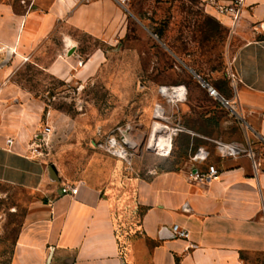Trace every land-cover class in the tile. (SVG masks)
I'll return each instance as SVG.
<instances>
[{"label":"crops","instance_id":"0c3cea01","mask_svg":"<svg viewBox=\"0 0 264 264\" xmlns=\"http://www.w3.org/2000/svg\"><path fill=\"white\" fill-rule=\"evenodd\" d=\"M0 1V68H9L1 61L9 54L16 61L46 57L42 47L58 37L60 48L49 55L47 64H37L59 76L72 72L70 65L76 58L82 61L78 40L62 26L113 44L128 32L125 12L138 15L136 9L117 0ZM10 1L30 6L19 12ZM183 1L203 5L208 14L234 32L247 27V38L230 63L235 75L233 99L245 123L264 141V0ZM215 1L238 2V15L218 14ZM103 59L104 52L95 50L82 61L79 75L96 69ZM7 80L4 83L8 84ZM6 90H1L3 99L24 95L16 89L13 93ZM193 102L173 104L182 110L190 108L188 112L193 114L196 108L201 109ZM158 107L164 109L165 117L170 116L160 103L146 109L139 124H129L135 149L144 144L152 120L154 127ZM176 125L183 130L174 135L172 167L159 164L144 170L143 175L126 174V169L136 170L138 163L134 164L133 158L132 167H128L116 157L107 181H78L22 149L20 140L30 131L22 130L19 122L7 124L0 131V196L7 195L3 187L29 194L19 203L28 208V218L9 264H264V163L253 145L232 142L244 151L223 156L216 140ZM8 138L13 139L12 145L7 144ZM198 149L209 151L206 162L193 159ZM184 151L190 153L188 158L180 156ZM210 164L219 170L216 177L207 181L192 175L207 172ZM65 185L79 187L78 194L63 193ZM126 222L128 232L122 234L120 228L125 229L121 225ZM133 222H138L137 226H131ZM174 224L189 231V238L175 236Z\"/></svg>","mask_w":264,"mask_h":264},{"label":"rangeland","instance_id":"374dc122","mask_svg":"<svg viewBox=\"0 0 264 264\" xmlns=\"http://www.w3.org/2000/svg\"><path fill=\"white\" fill-rule=\"evenodd\" d=\"M10 2L19 12L30 6ZM129 6L138 15L125 12L128 21L124 27L128 32L113 44L62 26V30L70 31L78 40L80 60H87L97 49L104 52L101 64L82 77L78 73L83 63L78 61L79 57L70 65L72 72L67 76L54 75L38 66V62L47 64L49 55L60 48L58 37L42 47L47 58L28 56L22 62L10 54L1 58L9 68H0V131L7 124L19 122L22 130L30 131L19 143L26 152L54 164L63 176L78 181H107L118 157L104 146L109 135L118 127H129L130 133V123L139 124L146 109L162 103L170 113L166 114L169 128L181 124L212 140L247 146L250 143L264 163V141L248 127L239 111L233 114L209 97L197 77L201 76L224 97L233 99L230 63L236 48L247 38L244 36L247 27L234 32L197 2L134 0ZM214 6L218 14L233 18L239 10L236 1L228 4L215 1ZM5 78L8 84L4 83ZM177 85H185L186 100L192 99L201 109L196 108L192 114L188 112L190 108L178 109L168 102L161 86ZM2 89H8L9 93L16 89L24 95L3 99ZM158 110L164 112L162 107ZM152 128L153 120L144 144L135 149L134 164L139 166L134 171L126 169V174L143 175L153 165L168 168L174 165L172 152L161 155L155 151L157 148L149 146ZM199 142L214 144L206 139ZM189 155L184 151L180 156ZM2 190L7 195L0 196V264H9L28 218V208L19 203L27 200L29 194L11 187ZM135 223L131 226H137L138 222ZM127 225L128 222L122 223L125 227L120 228L122 234L128 232Z\"/></svg>","mask_w":264,"mask_h":264},{"label":"built area","instance_id":"2783aa9c","mask_svg":"<svg viewBox=\"0 0 264 264\" xmlns=\"http://www.w3.org/2000/svg\"><path fill=\"white\" fill-rule=\"evenodd\" d=\"M121 5L123 6H127L130 4V2L132 0H117ZM239 13V10H238ZM235 14V15H238ZM233 77H235L234 74H232ZM197 77L199 78V81L201 83V85L206 88V90L208 91L209 95L212 96L215 100L219 101L224 107H226L227 109H229V111L233 114H237L238 108H237V104L236 101L234 99H230V98H226L224 97L217 88H215L213 85L209 84L207 81H205L201 76L197 75ZM184 86L186 88L185 85H177V86H161V92L164 96H166L164 93L165 91H171V92H178L179 90H181L180 88ZM186 93L179 96H176L175 99L172 100V102H182L186 100V96H187V88H186ZM167 97V96H166ZM169 99V98H168ZM169 118L165 117V118H161L155 115V122H162L163 124H165L166 126H168L166 123L168 122ZM154 122V124H155ZM169 127V126H168ZM173 129H175L174 135H176L178 132H180L181 130H183V127L180 125H176V127H173ZM129 133V127L126 128H121L118 127L111 135H109L106 144L104 145L106 147V149L115 154L116 156L122 158L126 163L128 167H132L133 164V158H134V154H135V148L133 146H131L130 143V138L128 136ZM174 135L172 138V143H173V139H174ZM151 137V135H150ZM150 139V138H149ZM7 144L12 145L13 144V139L12 138H8L7 139ZM103 146V145H102ZM216 147L217 150L219 151V153L223 156H237L239 154H241L244 149L234 143H223L220 141H217L216 143ZM172 152V149H170L168 151V154L165 155H170ZM159 153V152H158ZM161 155H164L162 153H159ZM210 157V153L209 151L205 150V149H198V151L193 155V159L195 161H200V162H206ZM219 174V170L217 169V167L215 165L210 164L208 166V171L205 173H195L192 174L195 178L200 179V180H211L212 178L216 177ZM63 193L65 194H71V195H77L79 192V187H73L70 185H65L62 188ZM185 207H187V205H185ZM172 231L175 234V236L183 238V239H188L190 234L189 231H187L186 229L180 227L177 224H174L172 226Z\"/></svg>","mask_w":264,"mask_h":264},{"label":"bare ground","instance_id":"6f19581e","mask_svg":"<svg viewBox=\"0 0 264 264\" xmlns=\"http://www.w3.org/2000/svg\"><path fill=\"white\" fill-rule=\"evenodd\" d=\"M178 92H171V91H165V95L169 98V100L175 99L176 96L185 94L184 86L180 88ZM156 116L165 118L164 112L161 110L156 111ZM175 129L169 128L162 122H155L153 132L151 134V137L149 139V146L155 147L158 150H155L162 154H168V151L173 148L172 138L174 135Z\"/></svg>","mask_w":264,"mask_h":264},{"label":"water","instance_id":"95a60500","mask_svg":"<svg viewBox=\"0 0 264 264\" xmlns=\"http://www.w3.org/2000/svg\"><path fill=\"white\" fill-rule=\"evenodd\" d=\"M53 169H54L55 171H57L55 165H53Z\"/></svg>","mask_w":264,"mask_h":264}]
</instances>
